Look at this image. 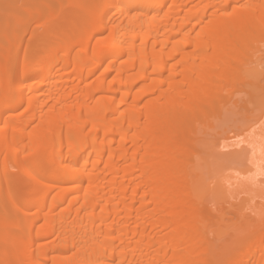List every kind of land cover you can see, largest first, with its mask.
Masks as SVG:
<instances>
[{
    "label": "bare ground",
    "instance_id": "bare-ground-1",
    "mask_svg": "<svg viewBox=\"0 0 264 264\" xmlns=\"http://www.w3.org/2000/svg\"><path fill=\"white\" fill-rule=\"evenodd\" d=\"M3 1L0 264H264V218L212 247L196 159L227 84L264 80V0ZM259 98L215 144L249 155L221 200L263 187Z\"/></svg>",
    "mask_w": 264,
    "mask_h": 264
},
{
    "label": "rangeland",
    "instance_id": "rangeland-1",
    "mask_svg": "<svg viewBox=\"0 0 264 264\" xmlns=\"http://www.w3.org/2000/svg\"><path fill=\"white\" fill-rule=\"evenodd\" d=\"M79 1L80 0L72 1L73 6L71 4V10L75 12L79 10L77 5ZM42 2L46 3L47 0H35L33 5H23L20 0H5L3 1V6H6L5 9L9 13L19 14L25 17L27 15L25 12L26 10L31 8L36 9L41 6ZM53 6L57 8V3H53ZM41 10H44V8H41ZM76 13L78 14V12ZM13 16L17 17L18 15ZM43 21L45 20L43 19ZM34 27L35 25L31 24L29 29ZM24 34L22 42L25 44L28 41V32ZM227 85V90L229 91L225 105L221 106L219 111L210 119L209 128L199 127L196 130L198 133L197 137H199L200 140L198 143V158L196 159H198L200 163L199 171L203 177V187L205 188L208 185V190L203 192L204 205L212 212V222L209 226V230H219L221 235L217 239H212V247L214 249H221L224 244L230 243L236 237L254 230L260 225L264 218V183L261 185L263 187H259L260 191L258 190L261 193L252 190L246 193L243 192L239 195L236 194V198H227L228 200L230 199L228 203L227 199H222L226 200V202L219 199L220 197H218L214 190L222 177L235 176L242 169H245L244 167L248 164L249 158V155L242 151L239 152L240 155L235 151V153L233 151L221 152V154L219 151L217 153L218 150H216L215 144H217V141L222 139L223 135L229 132L230 129L237 133H239V131L236 130H241L240 128L243 126L245 128L249 125H253L252 129H256L260 122L257 124H255V122L260 117L262 111L259 96L264 92V80H242L241 83L233 88H230V84ZM245 133L247 137L252 131L250 129ZM244 134H242V136H244ZM252 136L253 135H249L248 137ZM253 142L256 143L255 141ZM258 144H260V146L262 145L261 143ZM255 146L259 147L257 144H255ZM260 158L263 159L264 155ZM262 161V163H264V160ZM262 167L263 169L260 170V172L264 171L263 164L261 165V168ZM263 175L260 177H264ZM260 177L258 175V178H256L259 179Z\"/></svg>",
    "mask_w": 264,
    "mask_h": 264
}]
</instances>
